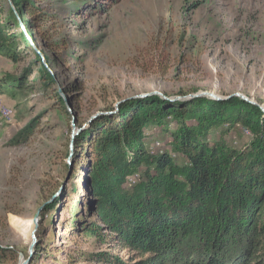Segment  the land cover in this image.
<instances>
[{
	"label": "rangeland",
	"instance_id": "obj_1",
	"mask_svg": "<svg viewBox=\"0 0 264 264\" xmlns=\"http://www.w3.org/2000/svg\"><path fill=\"white\" fill-rule=\"evenodd\" d=\"M30 1L40 14L25 15L35 50L19 39L21 59L0 53V83L25 76L30 87L0 90V247L15 251L5 264H108L90 255L72 261L78 250L130 259L135 252L84 229L96 214L88 158L79 148L66 182L73 122L76 143L94 115L114 113L123 100L154 91L171 100L239 93L264 108V0ZM11 6L1 0V19ZM37 48L49 55L55 83L46 82ZM31 123L30 137L14 141ZM175 127L172 122L170 129ZM145 130L155 150L169 147L171 131ZM221 132L215 129L210 137ZM224 138L243 148L251 134L237 125Z\"/></svg>",
	"mask_w": 264,
	"mask_h": 264
},
{
	"label": "trees",
	"instance_id": "obj_2",
	"mask_svg": "<svg viewBox=\"0 0 264 264\" xmlns=\"http://www.w3.org/2000/svg\"><path fill=\"white\" fill-rule=\"evenodd\" d=\"M10 1L8 18H0V53L18 61L19 39L35 50L25 15L40 14L30 0ZM41 52L36 55L46 82L55 83L51 59ZM23 77L11 76L0 90L30 88ZM254 101L234 94L187 100L151 95L129 97L116 112L98 115L75 143L74 160L78 148L88 158L96 214L84 229L136 256L78 250L72 261L90 255L108 264H237L244 257L240 264H249L251 256L264 264V108ZM237 125L251 134L243 148L224 138ZM148 127L171 131L169 147L155 150ZM34 128L29 124L14 141L27 140ZM215 129L222 130L218 139L210 137ZM54 206L47 203L45 212ZM14 255L0 247V264Z\"/></svg>",
	"mask_w": 264,
	"mask_h": 264
},
{
	"label": "water",
	"instance_id": "obj_3",
	"mask_svg": "<svg viewBox=\"0 0 264 264\" xmlns=\"http://www.w3.org/2000/svg\"><path fill=\"white\" fill-rule=\"evenodd\" d=\"M16 14L18 16V18H20L17 10H16ZM21 26L22 28L26 31V28H25V25L23 24V22L21 21ZM35 45V44H34ZM36 47V45H35ZM37 50L42 53L38 48ZM151 95H159L161 97H167L163 92H160V91H154V92H150V93H145V94H141V95H137L135 97L137 98H141V97H146V96H151ZM198 95H208L212 98H216V99H221L222 97L221 96H218L216 94H213V93H208V92H205V94H195L193 96H198ZM234 95H238V96H241L242 98L246 99V100H250V101H254L253 99H250L248 96L246 95H243V94H239V93H236ZM66 100V103H68V100L65 98ZM255 102V101H254ZM98 116V114L94 115L90 122L93 121L96 117ZM86 126V125H85ZM73 132H72V136H71V145H70V152H69V155H68V159H67V164H68V167H69V172H68V175H67V178H66V182L68 181V179L71 177L72 175V172H73V168H74V143H75V137H76V127H75V123L73 122ZM83 129V128H81ZM81 129H78V131H81ZM64 184L62 185V187L60 188V190L63 188ZM35 228L33 230V233H32V245L30 247V251L32 252L33 248L35 247L36 245V240H37V236H36V230L37 228L39 227V222H38V218L36 217L35 220ZM28 261V260H27ZM27 261H22L20 264H27Z\"/></svg>",
	"mask_w": 264,
	"mask_h": 264
},
{
	"label": "bare ground",
	"instance_id": "obj_4",
	"mask_svg": "<svg viewBox=\"0 0 264 264\" xmlns=\"http://www.w3.org/2000/svg\"><path fill=\"white\" fill-rule=\"evenodd\" d=\"M8 114V113H7ZM34 229V228H33ZM32 232H33V230H32Z\"/></svg>",
	"mask_w": 264,
	"mask_h": 264
}]
</instances>
